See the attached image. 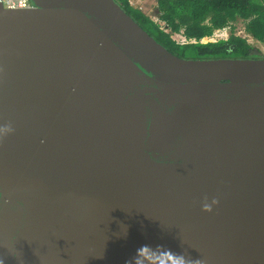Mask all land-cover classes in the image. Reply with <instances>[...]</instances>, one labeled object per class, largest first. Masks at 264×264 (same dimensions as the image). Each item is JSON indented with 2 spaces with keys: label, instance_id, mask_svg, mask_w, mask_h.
<instances>
[{
  "label": "water",
  "instance_id": "95a60500",
  "mask_svg": "<svg viewBox=\"0 0 264 264\" xmlns=\"http://www.w3.org/2000/svg\"><path fill=\"white\" fill-rule=\"evenodd\" d=\"M30 1H0L3 264H264V57L182 58L115 0Z\"/></svg>",
  "mask_w": 264,
  "mask_h": 264
},
{
  "label": "trees",
  "instance_id": "16d2710c",
  "mask_svg": "<svg viewBox=\"0 0 264 264\" xmlns=\"http://www.w3.org/2000/svg\"><path fill=\"white\" fill-rule=\"evenodd\" d=\"M133 19L169 51L182 58H262L246 38L235 35L232 23L241 21L245 32L264 42V0H156L158 18L151 19L128 0H115ZM230 26L227 39L200 42L217 28ZM179 32L195 43L178 44L168 31Z\"/></svg>",
  "mask_w": 264,
  "mask_h": 264
},
{
  "label": "clouds",
  "instance_id": "9594fccd",
  "mask_svg": "<svg viewBox=\"0 0 264 264\" xmlns=\"http://www.w3.org/2000/svg\"><path fill=\"white\" fill-rule=\"evenodd\" d=\"M12 131L10 124L0 127V135L9 134ZM214 203H216L215 200L211 203L205 201L202 204L203 210L210 211ZM0 264H3L2 260ZM125 264H203V262L199 259L187 258L185 254L176 253L163 245L143 244L135 249Z\"/></svg>",
  "mask_w": 264,
  "mask_h": 264
},
{
  "label": "built area",
  "instance_id": "2783aa9c",
  "mask_svg": "<svg viewBox=\"0 0 264 264\" xmlns=\"http://www.w3.org/2000/svg\"><path fill=\"white\" fill-rule=\"evenodd\" d=\"M2 5L7 8H30L33 7V4L30 0H0ZM129 4L134 6L139 0H136V3H133L132 0H128ZM142 10L140 7H136ZM146 14V13H145ZM158 19V21H157ZM156 22L160 23L163 26V22L157 18ZM169 32L170 37L178 44H187V43H195L196 40L193 38H187L183 32L180 30L179 32H170L169 29H165ZM230 26H225L222 28L215 29L211 35L202 37L200 42H208V41H217L221 39H227L230 34ZM235 34V33H234ZM237 35V34H235ZM239 35V34H238ZM240 36V35H239Z\"/></svg>",
  "mask_w": 264,
  "mask_h": 264
},
{
  "label": "rangeland",
  "instance_id": "374dc122",
  "mask_svg": "<svg viewBox=\"0 0 264 264\" xmlns=\"http://www.w3.org/2000/svg\"><path fill=\"white\" fill-rule=\"evenodd\" d=\"M133 3H136V0H132ZM134 7H140L142 12L146 13L151 19L156 20L158 18V9L156 5V0H139ZM158 21V19H157ZM233 33L239 34L241 37L247 39V41L252 44L259 52L264 56V42L257 41L248 35L243 27V23L241 21H236L231 25Z\"/></svg>",
  "mask_w": 264,
  "mask_h": 264
},
{
  "label": "flooded vegetation",
  "instance_id": "af4514ba",
  "mask_svg": "<svg viewBox=\"0 0 264 264\" xmlns=\"http://www.w3.org/2000/svg\"><path fill=\"white\" fill-rule=\"evenodd\" d=\"M257 49V48H256ZM258 52H259V50H258Z\"/></svg>",
  "mask_w": 264,
  "mask_h": 264
}]
</instances>
